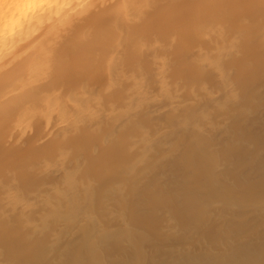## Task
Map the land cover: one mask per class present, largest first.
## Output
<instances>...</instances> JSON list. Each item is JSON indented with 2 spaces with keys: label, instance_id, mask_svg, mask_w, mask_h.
<instances>
[{
  "label": "rangeland",
  "instance_id": "obj_1",
  "mask_svg": "<svg viewBox=\"0 0 264 264\" xmlns=\"http://www.w3.org/2000/svg\"><path fill=\"white\" fill-rule=\"evenodd\" d=\"M258 1L156 0L133 31L66 34L37 68L50 99L0 105V264H164L218 258L238 236L264 244ZM51 101L88 109L60 127Z\"/></svg>",
  "mask_w": 264,
  "mask_h": 264
},
{
  "label": "bare ground",
  "instance_id": "obj_2",
  "mask_svg": "<svg viewBox=\"0 0 264 264\" xmlns=\"http://www.w3.org/2000/svg\"><path fill=\"white\" fill-rule=\"evenodd\" d=\"M154 1H156V0H0V105L6 106L8 103H14V102L17 104H20L21 101H24L23 103H28L30 100H36L37 98L39 99V98H43V97H46L49 100L50 99L49 89H48L49 84L47 83L50 80L48 77L49 75L47 72H45V70L43 71V73L42 72L39 73L37 68L44 66L47 63H49L51 60L55 59L54 56L58 54L56 49H58L60 47V44L62 43L65 36L68 35L70 30H71V33L74 30L73 32H74V35H77V36H75L77 38V40H81V39L83 40L84 38H86V33L88 31L87 28L89 27V25L91 26V24L96 23V21L97 22L99 21L100 23L105 22V24H106V22H109L111 24L112 28L115 29V31L116 30L117 31L122 30L125 28V26H128L127 29L129 27H131V29L133 31L134 30V28H133V26H134L133 20L134 19L132 18L133 14H134V17H135V14H138V12H140L139 14H141L143 12V10L146 9L148 5H151V3ZM258 2L259 1L257 0L256 3H258ZM83 7H85L86 9L85 8L82 9ZM261 9H263V7ZM168 11H169V9H168ZM173 11H175V9ZM155 14H156V12H155ZM197 15H199V14H197ZM155 20H156V18H155ZM103 25H101V26H103ZM107 25H108V23H107ZM85 26H88V27H85ZM166 26H168V25H166ZM96 32L97 31H95V34H96ZM89 34H88V38L92 37ZM70 42L74 43L73 41H70ZM75 42H76V40H75ZM80 44H81V42H80ZM71 45H73V44H71ZM75 46H77V44L75 45V43H74V48H75ZM55 50H56V52H55ZM55 53H57V54H55ZM63 58H65V57H63ZM206 63H208V62H206ZM47 69H48V67H47ZM139 91H140V89L137 90V94L140 93ZM52 92L50 90V93H52ZM48 105H49V107H51V110H53V112L50 111V115H51V113H53V116H54V113H56L55 116L56 115L58 116L56 118H58L57 122L59 123L58 125H60V127H62L64 125V123L69 119V116H71L70 115L71 113H73V112H79L80 113V112L88 109L87 106L85 105V103H83V102L79 103L78 105L70 106L68 103H65V102H63V103H61V102L55 103L54 102V104H53L51 101V103L49 102ZM52 108H54V109H52ZM53 116L52 115L49 116L50 121L53 120L52 119V118H54ZM16 117L17 118H15V122H14L16 126H19L18 124L26 121V119L24 120L23 116L22 117L16 116ZM56 118H54V119H56ZM81 137H82V135H81ZM199 150H200V148H199ZM236 151L237 150H235V152ZM248 153H249V151H248ZM193 156H194V154H193ZM193 156H191V157H193ZM198 161L200 162V160H198ZM259 162H258V164H259ZM199 164H201V163H199ZM251 164H252V162H251ZM246 166H248V165H246ZM194 167H195V165H194ZM201 167H203V166H201ZM259 167L257 166L258 171H259ZM257 169L255 171H257ZM262 170L263 169L260 168L261 174H262ZM258 173H257L258 176H263V175H259L260 173L259 174ZM237 174H239V173H237ZM248 175H250V172L248 173ZM251 175H253V174H251ZM254 178H256V177H254ZM198 179H200V178H198ZM198 179H197V181H198ZM262 183L264 184V181ZM200 185H201V183H200ZM162 186H164V185H162ZM253 186H251V187H253ZM251 187H249V188H251ZM243 192H245V191H243ZM253 194H256V193H253ZM181 195H182V193H181ZM245 195H246V193H245ZM189 201H190V199H189ZM187 202H188V200H187ZM193 209H195V208H193ZM184 211H185V209H184ZM150 215H151V213H150ZM147 216H148V214H147ZM189 217H190V214H189ZM178 219H180V218H178ZM185 222H188V220ZM190 224H192V223H190ZM141 226H143V225H141ZM220 227H222V226H220ZM209 229H211V227ZM231 229H232V227H231ZM103 235H105V233H103ZM250 235H252V233ZM261 237H262V235H261ZM114 238H116V237H114ZM114 238H113V240H114ZM159 238H160V236H159ZM211 238H212L211 239L212 241H213V239H217V237L216 238L211 237ZM237 238L239 240L236 243L233 241L235 243L233 246L230 245L231 247H229L228 249L226 248L228 250V253L224 254L223 256H219V257L217 256L218 258H212L211 257L212 254L210 256V253H208L207 250H206V252H203L202 250H200V253H201V251L204 254L207 253V258H206V256H204V254H202L200 256L197 255L200 253H196L197 256L195 254H193L194 255L193 257L195 259L194 258H187V257H184V258L180 257L179 258V256H175V254H174L171 257L175 256L176 259H175V257H173L174 260H170L171 257L169 260L164 259V260H167V262L166 263L164 262V264H264V244L259 246L257 244H253V243L250 244L249 243L250 245L248 244V245H244L243 247H239V245L241 244L239 242H241L242 240H241V237H239V236L236 237V240H237ZM243 239H245V238H243ZM111 240H112V238H111ZM160 240H158V241L160 242ZM104 241L106 242V240H104ZM215 241L216 240H214L213 242H215ZM109 242H107V243H109ZM119 242H120V240H119ZM138 244H136V245H138ZM219 244H220V242H219ZM217 246L219 247V245H217ZM213 248H215V247H213ZM197 252H199V251H197ZM167 254L169 255L170 253H167ZM164 255L166 256L165 251H164ZM191 255L192 254H190V256H188V255L187 256L191 257ZM198 256H199V258H198ZM104 258H106V256ZM148 259H149V257H148ZM134 262L135 261L133 260L130 263L132 264ZM149 263L150 262H148V264ZM98 264H99V262H98ZM140 264H142V263H140ZM145 264H147V262ZM151 264H152V262H151ZM158 264H163V263H158Z\"/></svg>",
  "mask_w": 264,
  "mask_h": 264
}]
</instances>
